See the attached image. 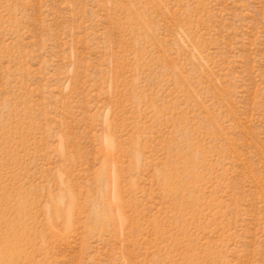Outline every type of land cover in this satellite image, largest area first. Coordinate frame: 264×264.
<instances>
[{
  "label": "rangeland",
  "instance_id": "obj_1",
  "mask_svg": "<svg viewBox=\"0 0 264 264\" xmlns=\"http://www.w3.org/2000/svg\"><path fill=\"white\" fill-rule=\"evenodd\" d=\"M0 264H264V0H0Z\"/></svg>",
  "mask_w": 264,
  "mask_h": 264
}]
</instances>
